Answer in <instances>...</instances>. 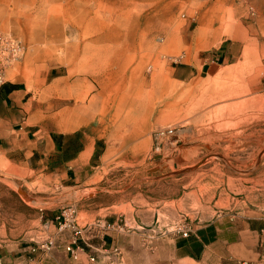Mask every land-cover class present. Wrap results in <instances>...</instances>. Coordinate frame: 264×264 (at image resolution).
I'll use <instances>...</instances> for the list:
<instances>
[{
	"label": "rangeland",
	"instance_id": "rangeland-1",
	"mask_svg": "<svg viewBox=\"0 0 264 264\" xmlns=\"http://www.w3.org/2000/svg\"><path fill=\"white\" fill-rule=\"evenodd\" d=\"M60 1L0 0V31L25 47L6 81L28 91L27 121H54L42 115L55 118L85 97L94 121H59L58 127L103 122L102 167L89 189L62 188L44 176L19 174L0 154V236L34 245L43 237L36 222L41 214L63 213L72 221L82 199L99 197L111 204L102 214L146 210L168 229L193 228L220 216H264V11L258 0H71L72 7L58 11L54 3ZM119 2H127L130 16L146 28L143 48L127 46L133 51L125 54L136 57L125 59L123 77L115 66L118 56L102 58L113 70L86 74L83 68L101 63L94 53L102 42L86 46L95 36L94 20L123 21ZM214 8L224 21L212 22ZM56 17L57 37L50 44L37 42L34 27L47 28L46 18ZM223 42L228 59L213 72L176 77L174 67L203 63ZM140 56L136 83L131 70ZM69 72L72 83L80 80L75 90L62 83ZM145 78L147 115L133 102V87Z\"/></svg>",
	"mask_w": 264,
	"mask_h": 264
},
{
	"label": "crops",
	"instance_id": "crops-1",
	"mask_svg": "<svg viewBox=\"0 0 264 264\" xmlns=\"http://www.w3.org/2000/svg\"><path fill=\"white\" fill-rule=\"evenodd\" d=\"M228 54L223 42L203 63L176 66L174 74L191 80L211 73ZM27 96L16 81L6 82L0 93L1 156L21 175L44 176L62 188L89 189L102 167L106 125L63 129L58 127L62 121L58 113L55 118L42 115L54 121H27ZM107 201L106 197L98 202L82 199L72 219L80 232L76 236L72 221L63 213L36 218L43 237L34 245L20 240L10 243L0 236V264H264V216H220L194 225L184 236L173 226L162 227L159 215L146 210L102 214L111 206ZM48 242L51 246L40 247Z\"/></svg>",
	"mask_w": 264,
	"mask_h": 264
},
{
	"label": "bare ground",
	"instance_id": "bare-ground-1",
	"mask_svg": "<svg viewBox=\"0 0 264 264\" xmlns=\"http://www.w3.org/2000/svg\"><path fill=\"white\" fill-rule=\"evenodd\" d=\"M72 1L71 0H61L58 3H54V4H56L55 5L56 8L55 7L54 8L56 10H58V11H59V9H66L67 10L69 7H72ZM90 1L91 0H89V2ZM258 2H259L258 4H259L260 8L264 11V0H258ZM119 4L121 6L120 8L123 10V12L121 11L122 15L125 17V19L123 21H122V19L116 20L115 25H113V24L107 23L105 21H100L97 18H95L96 20H94V22L96 23V28L94 29L95 36H94V38H92L91 40L88 41L86 46H90V44H96L97 42L98 43L102 42V45L99 46L100 47L99 51H101V52L94 53L95 58L96 59L97 58L100 59L101 63L99 64L95 60V61H93L94 66L92 68H88V67H86V69L83 68V71H86L85 72L86 74H89L91 72V70L92 71H96V70L99 69L100 73L107 72V70H113V68H111V67H106V64H107L108 61L104 63L105 60H103L102 58L104 57V58H108V60H110L111 57L114 58V57L118 56L119 60H118L117 65H115V66L119 69L118 70L119 71L118 74L122 73L121 77H123L125 72H127L124 69L125 64H126L124 62H126V60L127 61H133L132 59L134 57H136V55H132L131 56L130 54H128V52L125 54L127 46L131 47L135 51L136 48H137L136 44L138 43L139 48L140 49L143 48V45H144L143 44L144 43L143 31L145 32L146 28H144L141 25L139 19H134V17L130 16V9H128V3L127 2H119ZM85 5H83V6H85ZM217 5H219V2L217 3ZM83 6L78 8L79 11H82V12L84 11L85 7H83ZM223 8L224 7H222L221 10ZM216 10L217 9L214 8L213 11H212V13H214L213 16H212V19H211L212 22L218 23L220 21L221 22L224 21V14L222 15L221 11L217 12ZM50 12H51V10H50ZM219 13L221 15H219ZM28 15H30V13ZM228 17H229V15H228ZM165 18H166V16H165ZM40 19L43 20L42 18H40ZM46 20H47V22H46L47 28L34 27L35 31L33 32V34H34V36H36L37 42L38 41L39 42H46L47 44H50L51 41H53L57 37V35L59 34L58 33V30H59L58 26H59L60 19L56 17V18H50V19L46 18ZM130 20L138 21V23L136 22V23H131L130 24L129 23ZM211 20L209 19V22ZM122 27H124V28H122ZM263 29H264V25H263ZM237 35H238V33H237ZM234 36L235 37H232V38L236 39V35H234ZM130 41H132V43H130ZM119 46H121V47L116 50V48L119 47ZM133 50H128L127 49V51H129V52H132ZM142 58L143 57H141V56L139 57L138 60L136 58L137 61L134 62V67L131 70V76L136 78V83H138V79L141 77V74H142V70H141L142 64H143ZM140 72H141V74H140ZM72 74H73L72 72H69V77L65 80V88L67 90H75V89H77L78 85L80 84L79 83L80 82L79 79L77 81L73 82V83L70 82L71 78L73 77ZM232 75H234V74H232ZM141 81H142L141 84L139 83V84H137V87L136 86L133 87V95H134V98H133L134 101L133 102L134 103H138L139 104L138 106H139L140 110L144 111L145 115H147L146 111H147V113H148V111H150L151 104H150V101H149V98H148V92L144 91L143 88L148 86V82H147L146 78L142 79ZM154 81H155V79H154ZM237 104H235V105H237ZM57 105L59 106L60 104H57ZM125 107L123 105L121 107V109L125 108ZM92 110H93L92 106H87L85 104V97H79L77 103H75L73 106L72 105H67V107L62 109V111L59 112L57 114V116L62 121H84V120H87L88 118H90ZM223 123H224V121H223ZM233 128H234V126H233ZM228 165H229V163H228Z\"/></svg>",
	"mask_w": 264,
	"mask_h": 264
},
{
	"label": "built area",
	"instance_id": "built-area-1",
	"mask_svg": "<svg viewBox=\"0 0 264 264\" xmlns=\"http://www.w3.org/2000/svg\"><path fill=\"white\" fill-rule=\"evenodd\" d=\"M24 50L25 47L20 40H18L12 35L0 31V93L7 82L6 75L8 69L22 56ZM172 132L173 130L169 129L165 132L164 131L161 132L160 135L165 136L166 134L168 135ZM72 229L74 231L75 236L80 233L79 230H77V228L74 225L72 226ZM165 231L170 232L168 229H166ZM173 231L181 233L184 236H187L191 232V228L176 227L173 229ZM51 244H52L51 242L44 243L41 244L40 247L46 248L51 246ZM69 250L73 252L71 248H69ZM74 257H76V254L74 255Z\"/></svg>",
	"mask_w": 264,
	"mask_h": 264
}]
</instances>
